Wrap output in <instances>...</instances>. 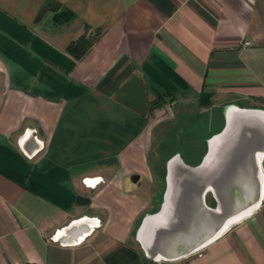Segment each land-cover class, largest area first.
Instances as JSON below:
<instances>
[{
    "label": "crops",
    "instance_id": "crops-1",
    "mask_svg": "<svg viewBox=\"0 0 264 264\" xmlns=\"http://www.w3.org/2000/svg\"><path fill=\"white\" fill-rule=\"evenodd\" d=\"M52 2L73 19H39ZM86 26L97 38L76 59L67 47ZM159 98L197 105L206 150L226 104L264 107V0H0V264L144 263L135 233L164 194ZM158 264H264V200L200 251Z\"/></svg>",
    "mask_w": 264,
    "mask_h": 264
},
{
    "label": "water",
    "instance_id": "water-1",
    "mask_svg": "<svg viewBox=\"0 0 264 264\" xmlns=\"http://www.w3.org/2000/svg\"><path fill=\"white\" fill-rule=\"evenodd\" d=\"M223 114L225 124L207 139L199 163H188L180 151L166 161L161 206L145 214L135 233L151 261L200 251L264 200V107L229 103Z\"/></svg>",
    "mask_w": 264,
    "mask_h": 264
},
{
    "label": "rangeland",
    "instance_id": "rangeland-1",
    "mask_svg": "<svg viewBox=\"0 0 264 264\" xmlns=\"http://www.w3.org/2000/svg\"><path fill=\"white\" fill-rule=\"evenodd\" d=\"M48 24H56L58 27L62 25L55 22L53 16L48 20ZM196 106H184L175 109L169 99H164L158 108L157 118L153 120L156 125L153 131L152 160L159 164L161 170L157 183L158 192H161V194L159 193L161 196L165 188V162L173 152L178 149L186 160L195 162L197 157L195 154L202 157L206 151V136L202 132L200 133L196 126L198 120L196 118L198 111L195 112ZM209 200L212 201L211 196Z\"/></svg>",
    "mask_w": 264,
    "mask_h": 264
},
{
    "label": "trees",
    "instance_id": "trees-1",
    "mask_svg": "<svg viewBox=\"0 0 264 264\" xmlns=\"http://www.w3.org/2000/svg\"><path fill=\"white\" fill-rule=\"evenodd\" d=\"M61 5L57 2H52L50 4H48L40 13L39 19H41L44 14H46L49 11H55L54 12V20L57 23H61L66 24L68 22H70L73 17H74V13L69 10V9H60ZM89 27L86 26V31L84 34H82L81 36H79L77 39L73 40L70 42V44L67 47V51L74 56L76 59H81L83 58L92 48V46L94 45L95 41H96V37L90 35L88 33ZM165 98H159L156 100H153L152 102H150V110H154L155 108L161 106V104L164 102ZM200 102H202V105L208 106L210 105V93L203 91L202 95H201V99ZM178 151L175 150L173 152L176 153ZM206 152V151H205ZM172 154V155H173ZM171 155V156H172ZM166 162H165V172H164V180H165V186H166ZM165 190V188H164ZM211 203L213 205H215V200L212 199ZM150 261L148 258L144 257V263Z\"/></svg>",
    "mask_w": 264,
    "mask_h": 264
},
{
    "label": "built area",
    "instance_id": "built-area-1",
    "mask_svg": "<svg viewBox=\"0 0 264 264\" xmlns=\"http://www.w3.org/2000/svg\"><path fill=\"white\" fill-rule=\"evenodd\" d=\"M27 135L29 134V135H31V132H28V133H26ZM25 134V135H26ZM262 167H263V170H264V158H263V160H262ZM100 179H101V177H98V178H87L86 179V183L88 184V185H94V184H96L97 182H99L100 181ZM85 218V217H84ZM91 220V219H90ZM91 224H90V226H91V229H90V231L89 232H91V230H93L96 226H98L99 225V220H97L96 218H92V220H91V222H90ZM89 232H87V233H85L84 235H87ZM66 233V228H64V229H62V230H57V232L53 235V238L54 239H56V240H60L61 241V237L64 235ZM83 238L84 237H80V238H78V239H76V240H74L73 242H70L71 244L73 243V244H77V243H79V242H81V240H83ZM158 262L159 261H157V262H155V261H148V262H146V263H143V264H158Z\"/></svg>",
    "mask_w": 264,
    "mask_h": 264
}]
</instances>
